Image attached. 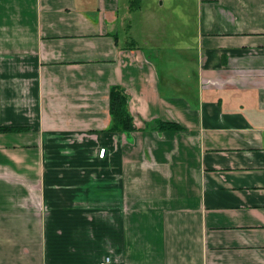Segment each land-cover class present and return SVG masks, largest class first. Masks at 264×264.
Returning a JSON list of instances; mask_svg holds the SVG:
<instances>
[{
  "label": "crops",
  "instance_id": "0c3cea01",
  "mask_svg": "<svg viewBox=\"0 0 264 264\" xmlns=\"http://www.w3.org/2000/svg\"><path fill=\"white\" fill-rule=\"evenodd\" d=\"M139 1L0 0V264H264V0H164L166 91Z\"/></svg>",
  "mask_w": 264,
  "mask_h": 264
},
{
  "label": "rangeland",
  "instance_id": "374dc122",
  "mask_svg": "<svg viewBox=\"0 0 264 264\" xmlns=\"http://www.w3.org/2000/svg\"><path fill=\"white\" fill-rule=\"evenodd\" d=\"M143 5L145 12L152 15L154 22L151 23V26L157 32L148 34L151 37L149 40L152 41V44L146 46L144 50L162 78V91H166L164 86L171 74H174L177 79L182 80L185 78L186 80L193 68V51L192 49L182 48L181 45L183 44L181 42L177 43L178 40L173 38L178 34L174 28L176 25L170 12V9L173 8H166L164 0H143ZM161 26L163 27L161 28ZM140 35L143 34H140V28H138V33L135 36L136 42L141 41L139 39ZM188 45L191 44L185 43V47ZM181 93H185V91H181Z\"/></svg>",
  "mask_w": 264,
  "mask_h": 264
},
{
  "label": "trees",
  "instance_id": "16d2710c",
  "mask_svg": "<svg viewBox=\"0 0 264 264\" xmlns=\"http://www.w3.org/2000/svg\"><path fill=\"white\" fill-rule=\"evenodd\" d=\"M129 9L137 10L140 7L139 0H128ZM129 93L112 87L109 91V116L110 125L107 129L109 132L131 133L138 131L133 124V118L128 110ZM157 126L154 130L157 131H181L182 128L175 122H156ZM28 129L0 127V133H17L26 132ZM145 130V127H144Z\"/></svg>",
  "mask_w": 264,
  "mask_h": 264
},
{
  "label": "built area",
  "instance_id": "2783aa9c",
  "mask_svg": "<svg viewBox=\"0 0 264 264\" xmlns=\"http://www.w3.org/2000/svg\"><path fill=\"white\" fill-rule=\"evenodd\" d=\"M104 152H105V150L104 149H101L100 152H99V156L102 157L104 155ZM107 260L108 259H105L103 262H101L99 264H107Z\"/></svg>",
  "mask_w": 264,
  "mask_h": 264
}]
</instances>
